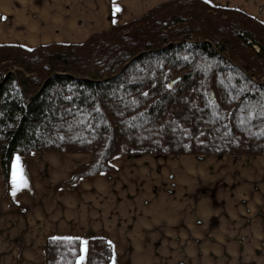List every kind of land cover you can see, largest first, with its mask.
<instances>
[{
	"label": "trees",
	"instance_id": "1",
	"mask_svg": "<svg viewBox=\"0 0 264 264\" xmlns=\"http://www.w3.org/2000/svg\"><path fill=\"white\" fill-rule=\"evenodd\" d=\"M36 152L92 156L61 186L111 171L118 155L264 157V24L170 0L81 44L0 45L6 194L13 158ZM82 246L47 238L45 264H76ZM113 256L104 238L86 241V264Z\"/></svg>",
	"mask_w": 264,
	"mask_h": 264
},
{
	"label": "crops",
	"instance_id": "2",
	"mask_svg": "<svg viewBox=\"0 0 264 264\" xmlns=\"http://www.w3.org/2000/svg\"><path fill=\"white\" fill-rule=\"evenodd\" d=\"M168 1L0 0V45L32 49L51 43L81 44ZM203 1L238 10L264 24V0ZM17 158L27 187L13 195ZM90 160L82 154L36 152L15 156L8 194L0 164V264H45L47 238H79L84 260L79 257L76 264H86V241L92 237L112 244V264H158L157 250L164 256L174 251V259L165 258V263L176 264L182 258L180 247L188 228L185 208L189 195L182 186L198 187L215 174H226L228 181L222 186L227 192L221 190L219 195L225 203L235 207L243 197L264 201V159L245 162L180 156L128 160L118 155L110 161L111 171L59 186ZM144 161L151 166H142ZM171 182L177 187V195L161 188ZM154 184L159 185L155 192L151 188ZM256 188L259 194L253 192ZM178 250L180 256L176 255Z\"/></svg>",
	"mask_w": 264,
	"mask_h": 264
},
{
	"label": "rangeland",
	"instance_id": "3",
	"mask_svg": "<svg viewBox=\"0 0 264 264\" xmlns=\"http://www.w3.org/2000/svg\"><path fill=\"white\" fill-rule=\"evenodd\" d=\"M82 155L86 157L90 156L92 159L91 155ZM121 156L126 157L128 160L141 157H151L155 160L180 157L166 156L158 158L154 156H141L131 158L125 155ZM191 157L202 160L212 156ZM214 158L218 160L229 158H232V160L243 159L245 162L249 159H264V157L258 156ZM141 164L142 166H146V168L151 166L146 161ZM159 169L160 166H158L157 170ZM168 175V173L165 174V178L168 179ZM227 181L228 176L226 174H215L204 185L189 188L186 184L182 186V190L188 192L189 195L185 208L188 216V225L186 224L188 228L187 239L180 247L183 252L182 258L176 264H264V201L257 200L258 202H253L243 197L235 207L230 203H225L224 200L220 199L219 195L221 190L227 188L222 186ZM174 185L175 183L171 182L169 186H161V188L163 189L164 187L170 191L169 193H176L177 195V187H173ZM157 186L159 185L154 184L151 187L154 192ZM236 186H239V184H236ZM256 190L257 188L253 192L259 194L260 192H255ZM225 191L227 192V190ZM243 191L240 189V194H243ZM222 209H227V211L221 212ZM195 211L202 212V215H195ZM157 252L161 259V262L158 264H166L165 258L170 259L172 257L174 259V251L171 256H164L158 250ZM178 253L180 256L181 251L178 250L176 255Z\"/></svg>",
	"mask_w": 264,
	"mask_h": 264
},
{
	"label": "snow or ice",
	"instance_id": "4",
	"mask_svg": "<svg viewBox=\"0 0 264 264\" xmlns=\"http://www.w3.org/2000/svg\"><path fill=\"white\" fill-rule=\"evenodd\" d=\"M13 195L16 194V190L19 188L27 187V181L23 178L22 171L20 170L19 158H17L15 165L13 166ZM83 251V249H81ZM80 260H84V256H80Z\"/></svg>",
	"mask_w": 264,
	"mask_h": 264
},
{
	"label": "water",
	"instance_id": "5",
	"mask_svg": "<svg viewBox=\"0 0 264 264\" xmlns=\"http://www.w3.org/2000/svg\"><path fill=\"white\" fill-rule=\"evenodd\" d=\"M164 25L166 26V24H164ZM254 49H255L256 52L259 51L258 47H256V46L254 47ZM177 81H179V79H176V80L172 81V82L169 84V86H170V87L174 86V85L176 84ZM44 84H45V82H44L43 85L41 86V89H42V87L44 86ZM41 89H40V90H41ZM38 92H39V91H38ZM210 95H211V98H212L213 100H215V97H214L213 92H210Z\"/></svg>",
	"mask_w": 264,
	"mask_h": 264
}]
</instances>
